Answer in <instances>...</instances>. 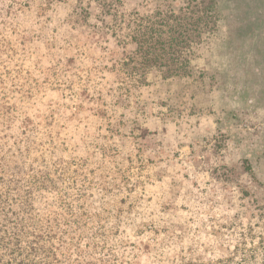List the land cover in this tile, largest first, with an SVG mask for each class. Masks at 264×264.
<instances>
[{
    "label": "rangeland",
    "instance_id": "obj_1",
    "mask_svg": "<svg viewBox=\"0 0 264 264\" xmlns=\"http://www.w3.org/2000/svg\"><path fill=\"white\" fill-rule=\"evenodd\" d=\"M0 264H264V0H0Z\"/></svg>",
    "mask_w": 264,
    "mask_h": 264
},
{
    "label": "trees",
    "instance_id": "obj_2",
    "mask_svg": "<svg viewBox=\"0 0 264 264\" xmlns=\"http://www.w3.org/2000/svg\"><path fill=\"white\" fill-rule=\"evenodd\" d=\"M151 35H153V30H151V34H150V38L147 39V36L146 34H143L141 36V38L139 40H136L138 41V52H141V57H142V60H141V64L144 65V67H148L150 65H159L160 68H167L168 65H171V66H175L174 68V72L176 73V76H178V71H183L185 69V65H183L182 63L181 64H178V61L176 58H171L172 61L175 62V64L173 65V62L170 60L168 64H160L159 61L161 59H164L165 56H168L169 54V50L171 49H168L167 51V46L166 44L163 42H158V44L160 45V50H158V47L157 46H154V42H153V37H151ZM136 39V38H135ZM153 43V44H152ZM157 51H160L162 53H158ZM157 52L156 54H153ZM170 71H173L172 68L170 67Z\"/></svg>",
    "mask_w": 264,
    "mask_h": 264
}]
</instances>
